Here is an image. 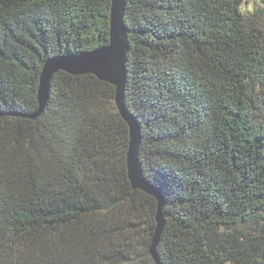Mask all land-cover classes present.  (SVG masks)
<instances>
[{"label": "trees", "instance_id": "16d2710c", "mask_svg": "<svg viewBox=\"0 0 264 264\" xmlns=\"http://www.w3.org/2000/svg\"><path fill=\"white\" fill-rule=\"evenodd\" d=\"M126 0L124 103L163 194L161 264H264V7ZM263 2V0H262ZM111 0H0V264H154L115 88L44 63L108 45Z\"/></svg>", "mask_w": 264, "mask_h": 264}, {"label": "water", "instance_id": "95a60500", "mask_svg": "<svg viewBox=\"0 0 264 264\" xmlns=\"http://www.w3.org/2000/svg\"><path fill=\"white\" fill-rule=\"evenodd\" d=\"M126 0H111L109 17L108 45L93 51L78 55H61L47 60L39 78L37 90V111L27 116L30 120L39 118L49 99L50 82L57 72H64L72 76L93 75L101 82L108 83L115 88L114 102L121 119L126 123L129 132V144L126 153L127 176L132 189L140 190L151 196L156 202V229L149 248V255L154 264H161L156 248L165 226L167 215L163 213L166 205L162 192L149 183L143 176L138 160L141 144L140 128L137 120L126 109L124 93L126 84V56L129 51L127 40L128 30L124 25Z\"/></svg>", "mask_w": 264, "mask_h": 264}, {"label": "rangeland", "instance_id": "374dc122", "mask_svg": "<svg viewBox=\"0 0 264 264\" xmlns=\"http://www.w3.org/2000/svg\"><path fill=\"white\" fill-rule=\"evenodd\" d=\"M256 6H262L264 7V0H246L240 7L241 13L245 14L248 12H252L254 7Z\"/></svg>", "mask_w": 264, "mask_h": 264}]
</instances>
